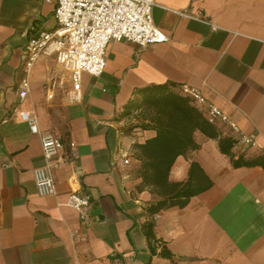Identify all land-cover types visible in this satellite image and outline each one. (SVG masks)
Returning <instances> with one entry per match:
<instances>
[{
	"label": "crops",
	"instance_id": "1",
	"mask_svg": "<svg viewBox=\"0 0 264 264\" xmlns=\"http://www.w3.org/2000/svg\"><path fill=\"white\" fill-rule=\"evenodd\" d=\"M153 2V22L168 39L110 41L104 71L83 73L74 100L53 45L24 66L29 36L56 25L55 1L0 0V264H107L112 254L126 264H264V0ZM161 83L198 88L237 124L235 132L215 124L237 139L232 158L254 164L233 166L216 138L196 130L198 147L175 158L169 179L186 181L194 161L211 184L152 212L167 197L140 176L135 145L155 132L139 127L135 89ZM14 107L62 143L52 194L37 193L40 139ZM242 134L254 145L240 143ZM73 188L90 197L85 218L69 204Z\"/></svg>",
	"mask_w": 264,
	"mask_h": 264
},
{
	"label": "built area",
	"instance_id": "2",
	"mask_svg": "<svg viewBox=\"0 0 264 264\" xmlns=\"http://www.w3.org/2000/svg\"><path fill=\"white\" fill-rule=\"evenodd\" d=\"M56 25L52 30H43L29 36L25 47L24 66L26 72L32 67L38 55L53 45L57 63L65 70L71 83V99L81 98V77L83 73L99 76L105 69L106 51L112 40H124L146 47L166 41L167 36L159 30L152 17L153 0H54ZM18 92L22 99L27 91V76L21 79ZM182 94L205 110L210 123L224 124L231 131H238L237 124L219 107L206 101L201 91L189 85H181ZM14 107L12 112H17ZM31 133L39 136L45 163L32 170L37 193L41 196L54 193L51 161L62 148L60 139L50 132L39 129L35 115L18 111ZM5 121V119H4ZM238 141L254 145L252 135L242 134ZM122 163H128L124 157ZM69 204L82 218L86 217L90 197L78 188L71 189ZM107 264H126L121 254H112Z\"/></svg>",
	"mask_w": 264,
	"mask_h": 264
},
{
	"label": "trees",
	"instance_id": "3",
	"mask_svg": "<svg viewBox=\"0 0 264 264\" xmlns=\"http://www.w3.org/2000/svg\"><path fill=\"white\" fill-rule=\"evenodd\" d=\"M179 88H175L172 83H161L135 89L136 96L141 97L137 106L141 108L142 121L139 127L155 132L153 136L135 145L141 160L140 176L153 193L167 197L151 205L149 211L152 212L173 204L182 206L189 197L211 184L194 161L190 163L186 181L169 179L175 158L198 147L193 136L196 130L207 137L216 138L219 150L231 156L233 166L254 164V161H245L242 155L232 158L231 148L237 139L232 135H221L220 129L207 120L205 110L197 106L189 96L182 94ZM194 168H198L197 173ZM170 264L175 263L171 260Z\"/></svg>",
	"mask_w": 264,
	"mask_h": 264
}]
</instances>
